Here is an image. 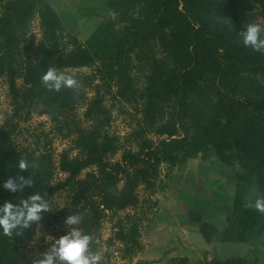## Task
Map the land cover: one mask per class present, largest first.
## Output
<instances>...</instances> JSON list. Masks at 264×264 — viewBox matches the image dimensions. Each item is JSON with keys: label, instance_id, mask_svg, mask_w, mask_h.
<instances>
[{"label": "trees", "instance_id": "1", "mask_svg": "<svg viewBox=\"0 0 264 264\" xmlns=\"http://www.w3.org/2000/svg\"><path fill=\"white\" fill-rule=\"evenodd\" d=\"M111 8L114 18L94 37L98 43L104 36L95 50L66 33L47 0H0V81L11 108L0 125V205L37 193L48 202L57 192L65 198L63 209L41 213L20 236L0 230V264H36L40 258L29 245L37 227L63 225L72 214L83 215L79 227L99 253L103 221L124 213L112 247L134 257L156 208L162 167L198 154L226 167L237 164L264 199V54L243 47L238 36L256 15L264 23V0H111ZM35 17L38 38L30 30ZM216 17L230 19L231 30ZM49 68L73 76L80 87L48 92L41 77ZM106 97L135 101L141 113L124 144L110 132ZM36 109L55 135L70 141L74 157L65 151L54 162L50 153L14 144V122ZM21 159L37 167L19 173ZM56 163L63 177L53 182ZM18 174L30 177L32 187L4 190Z\"/></svg>", "mask_w": 264, "mask_h": 264}, {"label": "crops", "instance_id": "2", "mask_svg": "<svg viewBox=\"0 0 264 264\" xmlns=\"http://www.w3.org/2000/svg\"><path fill=\"white\" fill-rule=\"evenodd\" d=\"M218 166L221 171L212 177L205 168L199 173L184 171L180 185L173 181L178 192L156 202L131 264H264V213L252 206L261 199L255 181H243L240 177L247 174L240 168L234 174L219 161ZM200 184H210L209 193ZM203 199L220 203L209 209V217L197 208ZM195 234L204 246L194 244ZM225 244L241 248L225 252Z\"/></svg>", "mask_w": 264, "mask_h": 264}, {"label": "rangeland", "instance_id": "3", "mask_svg": "<svg viewBox=\"0 0 264 264\" xmlns=\"http://www.w3.org/2000/svg\"><path fill=\"white\" fill-rule=\"evenodd\" d=\"M47 1L60 19L66 33L76 38L81 45L91 43L95 44V46L97 45L95 50H101L100 42H102L104 36L99 37L100 39L98 43L95 38L96 36L98 37V35L100 36L104 26L114 18L111 8V0ZM258 9L259 8L255 10V13H257ZM254 21L255 23L264 27V23L262 22V19L259 15L255 16ZM38 22L39 19L35 17L30 23V30L36 35L37 38L39 37ZM91 94V92L88 93L89 96H91ZM106 104L111 108V114L113 118L110 132L122 138L121 142L124 144L125 141L123 140V137H125L127 133H130L140 120L141 113L138 115L139 109H137V104L135 101H132V103H127L125 100L121 102H114L109 97H106ZM82 111V109H79L77 112L78 115L82 116ZM10 113L11 108L9 106V100L7 97V86L4 84V82L0 81V125L2 124L6 114L9 115ZM14 123L17 127L13 141L14 144L19 148L27 149L28 151H34L38 154L46 152L50 153L54 162L59 161V157L62 152H68L70 158L77 154V151L72 149L69 140L61 139L53 133L49 118L40 114L39 110L37 109L29 117L26 118L24 115H22L21 118L17 119ZM118 157L119 154L115 155L112 157L111 161H115V159H118ZM205 168L210 171V177L221 171V168L218 166V161L214 156L204 160L199 154L194 158L183 159L175 166L168 164L164 165L160 172L159 189L155 196H153L152 200L155 202L158 200L162 201L168 199V196L173 195V192L176 194L178 191H176L173 184L175 183L176 185H180L182 181L180 176L184 171L199 173L204 172ZM85 170L83 173H87L89 171L88 168ZM227 170L237 174L236 170L240 169L239 166L235 164L231 167H226V171ZM62 177L63 175L58 170L56 163L53 182L61 179ZM240 178L243 181L248 180V182L252 183L253 185L252 176L247 175V177L243 176ZM191 179L193 180V178ZM208 185L210 184H200V189H202L203 192L209 193ZM63 194L64 193L57 192L53 199L49 202V204L52 206L50 210L51 213H56L63 209L65 205V198ZM141 194H143V192ZM178 200L182 201L183 198H179ZM211 202L212 201L203 199L197 204V208L201 210L205 217H209V209L220 206V203H216L217 201ZM131 211L127 212L126 210L125 212L129 213ZM131 213H133V211ZM153 213L150 215L149 220L143 224L140 232L141 234L142 232L144 233L146 231ZM123 214L124 213H119L116 216L110 215L102 223V227L99 231V237L96 239V243H98L100 247L99 254L101 255L99 264H131L132 259L137 256V254L134 257L128 256L126 254L123 255L122 251H117V253H115L112 247L113 235L119 230V227H117L116 224L119 220V217H122ZM46 225L47 224H43L42 226L37 227V235L35 236L34 241L29 245L32 255L38 258H41V254L44 253L56 239H59L66 233L64 225L56 223H52L48 226ZM115 244L117 247H120V240H116Z\"/></svg>", "mask_w": 264, "mask_h": 264}, {"label": "clouds", "instance_id": "4", "mask_svg": "<svg viewBox=\"0 0 264 264\" xmlns=\"http://www.w3.org/2000/svg\"><path fill=\"white\" fill-rule=\"evenodd\" d=\"M215 23L231 30L232 21L224 17H216ZM239 41L245 48L253 52L264 54V27L260 24L249 22L243 30L238 33ZM41 83L48 92H60L63 89L77 90L79 82L71 75L58 72L49 68L41 77ZM36 162L21 159L16 169L19 173L29 168L35 169ZM32 179L23 175H16L7 179L2 187L9 193H17L24 188L32 187ZM252 206L260 213H264V199H256ZM52 206L40 194H33L27 199H22L17 204L5 201L0 205V230L3 235L17 237L33 224L41 221V213L50 211ZM84 217L82 214L68 215L63 225L66 233L56 239L47 250L41 254L36 264H99L101 255L92 252L90 244L92 236L82 231L79 225Z\"/></svg>", "mask_w": 264, "mask_h": 264}, {"label": "water", "instance_id": "5", "mask_svg": "<svg viewBox=\"0 0 264 264\" xmlns=\"http://www.w3.org/2000/svg\"><path fill=\"white\" fill-rule=\"evenodd\" d=\"M192 241L194 242V244H196L199 247L204 246L203 239H202V237L199 234H195L193 236V240ZM222 248H223V250L225 252H234V251L240 249L241 245H238V244H235V245L234 244H225V245H223Z\"/></svg>", "mask_w": 264, "mask_h": 264}]
</instances>
